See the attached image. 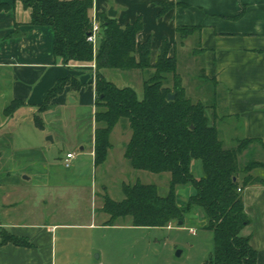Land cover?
Instances as JSON below:
<instances>
[{"label":"crops","instance_id":"obj_1","mask_svg":"<svg viewBox=\"0 0 264 264\" xmlns=\"http://www.w3.org/2000/svg\"><path fill=\"white\" fill-rule=\"evenodd\" d=\"M0 4L10 6L0 10V99L7 103L0 106V113L4 115L13 101H21L24 106L9 119L13 120L22 110L30 114L40 111L50 91L67 76L77 77L84 86L79 92L67 86L54 99L57 107L69 104L87 109L92 105L95 109L94 64L63 65L54 56L52 28L30 25V12L20 2L0 0ZM110 9L116 12L121 25L142 19L143 29L137 34V42L151 40V64L156 62L163 40L167 39L172 46L170 55L176 57L177 64L179 58H184L183 63L185 60L194 71L204 72L213 88L207 98L213 105L214 123L224 147L238 150L240 141L252 140L238 150L239 163L264 165V0H94L91 17L99 19ZM178 27L195 30L182 37ZM108 70L103 71L104 76ZM0 131V136L8 135L13 147L11 133ZM93 134L91 155L95 160ZM5 152L9 151L0 150V158ZM194 165L200 173L199 163ZM2 172L12 177L11 173ZM251 175L260 177L256 172ZM63 185L43 183L45 195L32 203L30 197L20 202L11 200L12 195L25 190L15 179L0 182V234L5 231L30 243L29 247L0 245V264H135L127 252L136 245L134 234L144 229L135 227L131 219L108 226L109 216L102 211L106 194L99 195L91 179L90 215L82 222H63L57 203ZM72 185L82 190L89 188L79 181ZM189 194H194V188ZM243 195L245 211L251 219L243 235L251 236L258 251V264H264V183L246 187ZM43 204H50V209H42Z\"/></svg>","mask_w":264,"mask_h":264},{"label":"trees","instance_id":"obj_2","mask_svg":"<svg viewBox=\"0 0 264 264\" xmlns=\"http://www.w3.org/2000/svg\"><path fill=\"white\" fill-rule=\"evenodd\" d=\"M17 2L30 12V25L52 28L54 56L63 65L95 64V167L106 163L111 134L125 120L132 130L124 152L131 167L136 171L170 174L165 196L159 194L155 185L139 181L122 185L121 201L106 194L102 207L109 216L106 224L113 226L121 219L130 218L135 227L141 228H164L170 223L183 226L194 213H203L204 229L212 232L214 244L213 256L204 264H258V251L251 237L243 235L251 224L244 207L243 190L264 183V179L251 175V169L264 165L253 162L243 169L240 167L238 150L252 140L240 141L238 150L224 147L215 123L207 116L209 107L194 103L187 96L177 59L170 55L172 46L168 40H163L158 58L151 64V40L137 42V34L143 29L141 18L121 25L116 18L101 15L99 46L94 48L88 42L94 0H14ZM9 7L0 4V10ZM194 30L177 28L182 37ZM106 69L153 70V75L144 81V96L140 99L132 88H119L107 80L103 74ZM202 75L205 79L204 72ZM169 78L171 88L167 84ZM67 86L79 92L84 85L77 77L67 76L58 81L44 103L49 97L61 95ZM170 94L175 95L173 100H169ZM43 104L40 112L44 111ZM23 106L21 101H13L5 108L4 116L12 117ZM34 122L44 128L39 116H35ZM196 162L198 174L194 173V168L198 171ZM240 174L244 177L240 178ZM184 186L193 187L195 194L181 204L177 190ZM0 236V245L30 246L28 241L8 232H1Z\"/></svg>","mask_w":264,"mask_h":264},{"label":"rangeland","instance_id":"obj_3","mask_svg":"<svg viewBox=\"0 0 264 264\" xmlns=\"http://www.w3.org/2000/svg\"><path fill=\"white\" fill-rule=\"evenodd\" d=\"M93 46L97 48L99 43ZM183 52L186 54L188 49ZM183 59H178V73L183 79V86L188 91V97L194 103L200 102L207 105L209 107L207 116L210 122L214 123L216 115L211 101L207 98V95L213 91L212 85L203 78L202 71H194L192 66L185 63V60L183 63ZM151 74H153L152 70L141 72L110 69L105 73V78L119 88H132L138 98L142 99L144 81L148 80ZM167 84L170 88L172 87L171 78ZM54 99L52 97L47 99L41 108L43 112L34 110V114H30L28 110H22L13 120L0 113V130L10 132L13 136V147L9 145L11 142L7 134L0 136L2 139L0 150L9 151L0 158V182H11L15 179L18 185L25 187L21 193L12 195L11 200L20 202L30 197L32 203H36L46 193L41 189L43 183L63 182L57 201L60 204L58 208L63 213L61 220L82 222L90 215V179L94 181V188L97 186L96 191L99 195L105 193L115 201L123 199V184H134L137 181L155 185L161 196L167 195L170 183L169 173L153 174L136 171L125 159V148L132 136V130L127 121H121L115 126L111 135L112 147L108 161L95 170L94 158L91 155L95 109L92 105L87 109H80L78 106L69 104L60 105L58 108ZM4 102L6 101L3 98L0 99V106H6L7 103ZM34 116L41 118L44 128L35 124ZM82 148L84 149L81 150ZM68 152L75 156L70 169L63 164ZM27 155L31 157L28 158ZM251 163L253 162L239 164L243 169ZM262 168L254 167L251 172L259 173V178L264 179ZM4 170L11 173L12 177L8 178L2 172ZM195 170L196 168L194 173L198 174L199 171ZM243 177L244 175L240 174V178ZM76 181L87 184L89 188L82 190L71 186ZM191 188L193 187L184 186L177 190L181 204L195 194V189L194 194H189ZM49 206L43 204L42 209L48 210ZM204 226L203 213H194L183 226L173 223L171 229L143 228L144 230L134 234L137 240L136 245L131 252L129 249L127 254L131 262L135 264H204L213 256L214 251L213 234L204 229ZM191 228L195 230L196 235L190 232ZM252 240L251 238L253 245ZM179 251L181 254L178 256Z\"/></svg>","mask_w":264,"mask_h":264},{"label":"built area","instance_id":"obj_4","mask_svg":"<svg viewBox=\"0 0 264 264\" xmlns=\"http://www.w3.org/2000/svg\"><path fill=\"white\" fill-rule=\"evenodd\" d=\"M101 23L100 20L97 18H93L92 20V31L90 33V35L88 36V42L93 44V45H97L99 43V39H100V33H101ZM93 67L95 68V65H93ZM75 156L72 153H68L66 155V158L64 160V166L66 168H70L72 166V161L74 160ZM172 224L170 223L167 228L171 229L172 228ZM190 232L193 235H196L195 230H193L192 228L190 229Z\"/></svg>","mask_w":264,"mask_h":264},{"label":"water","instance_id":"obj_5","mask_svg":"<svg viewBox=\"0 0 264 264\" xmlns=\"http://www.w3.org/2000/svg\"><path fill=\"white\" fill-rule=\"evenodd\" d=\"M108 16H109V17H112V18H115V17H116V12H115L113 9H110V11L108 12ZM174 98H175V95H174V94H170V95H169V100H173ZM70 102L72 103L73 100L70 99ZM51 140H52V139H51ZM178 225L181 226L182 224L179 223ZM180 254H181L180 251L177 252V255H178V256H179Z\"/></svg>","mask_w":264,"mask_h":264}]
</instances>
